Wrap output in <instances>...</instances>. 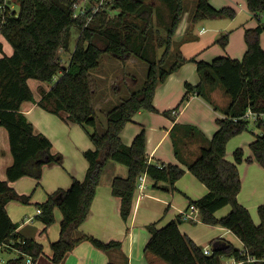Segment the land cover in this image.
I'll return each mask as SVG.
<instances>
[{
  "label": "trees",
  "instance_id": "1",
  "mask_svg": "<svg viewBox=\"0 0 264 264\" xmlns=\"http://www.w3.org/2000/svg\"><path fill=\"white\" fill-rule=\"evenodd\" d=\"M80 1L15 0L19 10L11 8L10 1L6 7L0 8V34L13 47L11 55L5 54L0 42V52L3 53L0 58V126L8 131L14 158L7 168L6 179L0 178V251L18 253L7 264H26L29 257L32 264H36L44 255L43 245L24 237L18 230L19 223L14 222L8 213V202L29 204L32 199V195L19 193L11 182L23 176L39 180L45 165L62 164L64 159L61 153L52 152V140L45 134L36 133L33 124L21 111L24 101H35L28 80L52 82L60 72V78L49 90L41 89L38 105L70 123L93 130L89 135L95 148L84 151L89 164L84 179L73 177L69 187L58 188L48 194L46 201L36 203L37 209L41 210L36 217L45 224V229L55 222V209L62 212L59 238L51 242V264H62L67 254L83 241H89L106 252L108 264H118L120 260L122 264H128L120 240L105 242L78 229L90 214L104 167L110 160L128 168L126 176L117 175L111 182L112 194L120 198V214L124 221H128L132 214L142 175L146 174L153 181V188L178 191L175 183L185 170L179 164L155 165L149 162L146 129H141L131 145L123 142L121 134L139 111H158L153 103L158 86L187 62L196 63L201 81L196 85L186 82L180 103L164 114L176 115L194 94L211 102V93L220 83L230 96V102L224 108L225 117L217 119L219 128L200 148L197 158L186 163L208 188L201 198H189L188 207L195 205L204 223L230 229L244 247L236 248L231 242L218 246L214 239L211 254H205L206 247L181 231L179 226L186 220L185 214L181 213L162 227H158L157 222L146 225L150 236L144 251L151 263L158 259L165 264H224L222 257H227L244 261L243 264H262L264 202L258 206L260 221L255 223L249 209L238 199L242 188L238 164L245 159L244 149L236 148L234 161H229L226 147L233 136L249 128L247 121L235 120L236 117H241L248 108L264 111V48L260 41L264 24L245 30L247 48L242 59L224 55L206 61L197 56L187 58L183 54L181 45L191 40L190 33L180 41L175 40L185 12L184 0H108L105 8L96 12L90 8L76 15L75 6ZM244 1L253 17L260 21L264 14V0ZM2 2L0 0V4ZM112 11H116L114 15H111ZM236 15L235 8H216L210 0H198L192 23L205 19H233ZM163 22L169 23L164 25ZM74 26L80 29V34L69 63L64 64L62 53L70 52ZM228 42L229 33L215 40L223 48ZM104 53L122 59L135 56L149 64V68L143 87L108 110L105 130L99 133L90 71L99 66ZM256 126L260 133H254L255 139L250 143L252 155L245 160L257 161L264 167V121ZM183 128L188 137L197 134L194 127L178 123L173 126L172 133ZM174 144L179 155L175 137ZM226 205H231V210L218 218L216 212ZM248 256L257 260L247 261Z\"/></svg>",
  "mask_w": 264,
  "mask_h": 264
},
{
  "label": "crops",
  "instance_id": "2",
  "mask_svg": "<svg viewBox=\"0 0 264 264\" xmlns=\"http://www.w3.org/2000/svg\"><path fill=\"white\" fill-rule=\"evenodd\" d=\"M243 1L244 0H236V3L242 6ZM236 11H237V15H236L237 17L239 11L238 9H236ZM250 14L252 15L251 12ZM206 20L208 19L202 21L205 22ZM202 21L198 22L197 25H199ZM197 25H195L193 29L194 32L190 33L191 40L185 41L181 45V50L187 58H190L192 56H198V59H203L206 61H211L215 57L224 56V55L237 59L243 58L246 51V47H244L243 44L240 46L241 47L240 52H237L234 55L233 53H228V50L230 51L231 42H228L229 44H227V46L225 47L226 49L221 50L218 48L219 44L215 43L216 39H212V41H209L206 45L200 47V49H198L195 53H190L189 55H187L186 50L192 48L190 45L195 42H200L199 39L201 35H205L207 33V27L205 26H202L196 32ZM255 26L256 24L253 25V27ZM177 35L178 32L175 35V40L180 41L187 34L181 36L180 38H178V40L176 39ZM260 41L262 47L264 48L263 33L261 34ZM0 42L3 45V52L5 54L11 55L13 53V47L7 46V44L10 45V43L1 34H0ZM224 52H226V54ZM2 56L3 53L0 52V58ZM186 71H189V74L185 75ZM195 72L197 73L196 63L187 62L184 65H182L179 71L172 73L164 83L158 86L156 90L153 103L158 111H149V110L139 111L133 117V120L126 124L121 134L123 142L127 145H131L134 137L141 131L142 128H145L147 135L146 152L149 162L155 165L168 164V163L179 164L185 170L184 173L185 176L191 173L186 163H189L193 161L195 158H197L200 148L203 145H206L208 141L212 138L213 134L219 128V126H217L215 122L213 123V119L216 116H217L216 120L218 118L225 117L224 108H226L230 102L229 99V101L226 104L218 105L215 102L216 101L215 96L218 90L217 89L213 93H211L212 95L211 102L206 100L201 95L194 94L186 103L182 105V107L179 108V111L178 113H176V115L172 114L171 116H168L164 114L163 113L164 111L172 110L180 103V100L186 91V87H185L186 82H189L193 85L200 83L199 75L197 74V76H194ZM32 80L34 79L30 78L28 80L31 89H32V85H31ZM51 83L52 82H49L50 85H48L47 87H45L44 84L40 83L38 85L39 87L38 96L35 95L32 89L36 102L24 101L21 105V111L27 116L28 120L33 124L36 133L45 134L52 140L53 153H61V152H55L56 151L55 142L57 139L54 137V134L55 133L63 134L64 131V128L62 126L63 124L60 123L65 122L70 127H73L76 124L70 123L55 114V116H57L60 119L59 121H62V122H58L55 118H53V116H51L53 115L51 112L45 110L44 108L38 105L37 102L41 99V92H40L41 89L49 90L51 86L54 84ZM176 84L182 85V89H180L179 93L177 92L175 93L174 91V86ZM193 103H195V105L197 103H200L204 107L205 109L204 113L201 114L202 118L194 117V112L192 114H186V111L189 109V107H191ZM185 115L189 116L190 119H187L186 117L183 118ZM175 123L181 124L184 127L192 126L196 129V133L198 135V137L196 138L199 141L195 147H193L192 142L196 138H194L192 141L189 140L187 132L185 131L184 128L178 130L177 132L175 131V133L174 132L172 133L173 131L172 129ZM2 127L3 126H0V129H2ZM5 131L6 132L4 135L3 130H0V133L2 135V137L0 135V143H1L0 144V178L1 179H6L7 168L10 165H12L14 161L10 149L9 134L6 128ZM174 137L176 138L178 144L179 155L176 154ZM179 139H181V141H179ZM254 139L252 141H254ZM250 143H249V147H250ZM241 147L244 149L243 146ZM244 153H245V149H244ZM251 155H252V150L245 153L244 158L246 159L248 156ZM226 158L229 161H234V158H232L230 153L226 154ZM64 159L63 162L66 160ZM245 159L244 161L238 164V169L242 180V188L239 193L238 199L244 206L248 204L247 202L249 200L251 201V199H247L246 190H245L246 187L249 186L251 182L253 184L250 190V194L252 195V202L253 205L256 204V206L257 205L259 206L261 203H263L262 201L264 200L261 197L262 192H259V189H263L264 186V167L257 161L249 162ZM83 165L84 162L81 161V168H83ZM88 165H89L88 162H85V173H84V169H80L79 167L76 166L73 167L70 171L71 182L73 177L76 178L79 177V179L84 178L85 177L84 174L86 175ZM116 167L118 168L119 166ZM117 175L126 176L127 169L125 173L123 171H121L120 173H113L108 180H104V179L102 180V183H100V185L97 187L96 195L92 202L90 214L88 218L80 225L78 229L79 232L92 234L96 238L103 241H109L112 239L123 240L122 251L128 257V264H144L143 260L146 261V257L148 259V261L146 262H148L149 264H165L164 262L161 263L162 261L158 259L157 260L153 259L152 260L153 263H151L149 261L148 256L143 254L144 246L150 234L149 231L146 229V225L152 222H157V226L162 227V224H164L163 220L167 216H170L168 217L169 219H167L166 221L168 223L172 219H175L176 216L181 213L185 214L186 216L185 221H189V219H192L194 220L193 223H197V222L199 223V218H201L199 210L197 212H194V216L196 218H192L190 216L192 205L188 207L189 198L195 200L201 198L208 192L207 186L204 183H202L200 180L199 181L202 184L201 186H198L195 183L191 182L190 180H182L183 178L181 177V179H179L176 182V187L178 191L171 192L163 189L151 188L153 181L146 174H144L141 176V182H140V184L143 183V186L142 187L138 186L135 192L134 208L132 214L130 215L128 221H124L120 214V198L114 196L112 194V189H111L112 178ZM194 177L198 179L195 175ZM22 178H20L15 182H11V185L16 189L17 184L19 183V181H21ZM62 182H65V180H61L59 178L56 179V182L54 183L55 188L60 186ZM58 188H64V187H58ZM247 193L249 194V192ZM48 194L49 193H47V195ZM178 196L182 197V200L178 198ZM168 201L169 204L165 209V215H163L162 208L160 207L165 205ZM11 202L12 201L8 203L7 210L10 217L14 221L11 210H15V206L9 207V204ZM221 209L216 212L217 217L219 216L218 212L221 211ZM59 211H60L59 209L55 210L58 220L62 218L60 216ZM31 221H33L32 216L27 218L23 223L19 224L18 230L24 237L33 238V236L27 235L24 232L25 225H27ZM182 223L179 226L181 231L189 235L197 244H200L204 247L211 248V245L209 246L208 244L211 243V241L214 239L217 240L216 245L218 246H225L228 242H231L230 237H228V235L233 232L228 228L222 227L220 225H208L205 223V225L209 227L208 233H210L211 235L207 240H203L201 234H199L195 230L196 226L187 227V226H183L184 224ZM59 234L57 236H59ZM120 234L122 237H120ZM55 238H59V237H55ZM243 247L244 244L242 243V247L239 249H243ZM44 255H45L44 257H47L45 258L46 263L47 264L51 263L50 257L52 255V252L50 255L47 253H45ZM84 261H89L90 264H108L109 256L106 252L92 246L89 241H83L78 245H76V247L67 254V258L64 260L62 264H82V262ZM232 261H233L232 258H227V260H222L224 264H228ZM118 264H122L121 260L118 261Z\"/></svg>",
  "mask_w": 264,
  "mask_h": 264
},
{
  "label": "rangeland",
  "instance_id": "3",
  "mask_svg": "<svg viewBox=\"0 0 264 264\" xmlns=\"http://www.w3.org/2000/svg\"><path fill=\"white\" fill-rule=\"evenodd\" d=\"M14 1L15 0H8L10 7L16 10H19V6ZM146 1H149V0H146ZM210 1L212 5H214L216 8L232 7V8L238 9L239 11L238 16L233 19H229V18L208 19L205 22L202 21L199 25H197V23L193 25L192 19L197 9L198 0H184L185 12L182 17L179 28L177 30L178 35L176 36V39L178 40V38H180L181 36L194 32L193 29L195 25H197L196 32L202 26L207 27V33L205 35H201L199 39L200 42L192 43L190 45L192 48L186 50L187 55H189L190 53H195L198 49H200V47H203L209 41H212V39H216L225 33H229V42H231L230 51L228 50V53H233L235 55L237 52H240L241 50L240 46L242 44L244 47L247 48L245 37H244L245 30L248 27H253V25L255 24L256 26L259 24H264V14L260 16L261 20L258 21L256 18L253 17V15L250 14L249 10L247 9L245 5L246 3L244 1L242 2L243 3L242 6L238 5V3H236V0H210ZM106 4L107 2L105 1L102 5H100V0H81L75 6V14L76 15L83 14L90 8L94 9L95 7H98V6H100V9H102L106 7ZM115 12L112 11L111 15H114ZM168 23L163 22L164 25H168ZM79 34H80V29L77 26H74L72 28V37L70 41V52L62 53V61L64 64L69 63L71 52H73L75 49ZM263 37H264V33H263ZM7 46L12 47L9 44H7ZM218 48L221 50L226 49V48H223V46L220 44L218 45ZM224 53L226 54V52ZM171 64H173V61L170 63V65ZM148 68H149V64H147L143 60L138 59L135 56H129V57H125L124 59H122V58H118L114 56L112 53H104L102 55V57L99 60V66L90 71L92 87L95 93L94 105H95L96 118H97L96 130L99 133L105 130L106 113L108 112V110L114 107L115 105L119 104L123 99L128 98L132 92L137 91L143 87L147 74H148ZM186 74H189V71H186L185 75ZM197 74L199 75L198 71L197 73L196 72L194 73V76H197ZM60 76H61V73L59 72L52 80V83H55L60 78ZM200 81H201V77H200ZM40 83L44 84L45 87L50 85L49 82H43L37 79L32 80L31 85H32V89L36 96L39 95L38 85ZM180 89H182V85L176 84L174 86L175 93L176 92L179 93ZM217 89L218 90L215 96V99H216L215 102L218 105L226 104L229 101L230 96L225 92L221 83L219 84ZM204 110H205L204 107L200 103H197L196 105L195 103H193L191 107H189V109L186 111V114H192L194 112V117L202 118L201 114L204 113ZM51 116H53V118H55L58 122H62V121H59L60 119L57 116H55V114ZM185 117L187 119H190L189 116L187 115H185L183 118ZM216 117H214L213 123L215 122V124L218 126ZM60 124H63L62 126L64 128V131H63V134H59V133L54 134V137L57 139L55 142L56 143L55 152H61V154L65 156L66 160L64 159L65 161L62 164H56V165L54 164L53 166L45 165L42 178L39 180L31 176H23L21 181H19V183L17 184L16 190L21 194L32 195L31 202L29 204H21V203L12 201L9 204V207L15 206V210H11L14 222L21 224L27 218L32 216L33 221L25 225L24 232L27 235L33 236L32 239L42 244L44 247V254L47 253L49 255L52 252L51 242L56 241L58 239L55 237H59L57 235L59 234V231H60V222L62 218L58 220L56 212H55V222L52 225H50L47 229H45V224L35 216L37 215V208H38L36 203H43L44 201H46L47 196H48L47 193L54 192L55 190H57L58 187H64V188L69 187L71 183L70 171L73 167L76 166V167H79L80 169H84V173H85V162H88V161L84 155V151L90 148H95L94 144L92 143L90 139V135H89V133L93 131L91 128L89 127L86 128L80 124H76L73 127H70L65 122L60 123ZM0 130H3L4 135H5V132H6L5 128L2 127V129ZM254 133L255 134L260 133V129L255 124L250 123L249 128L247 130L243 131L240 134L233 136L228 141L227 147H226L227 153L228 154L230 153L232 158H234L233 156L234 150L241 146L244 147L245 153L249 152L251 150V148L249 147V143L254 139L255 137ZM196 137H198L197 134L191 135L189 137V140L192 141ZM179 141H181V139H179ZM198 141L199 140L196 138L192 142L193 147L197 145ZM81 161L84 162L83 168H81ZM116 166H119V167L117 168ZM126 169L128 173V168L125 165L112 161V160L108 161L104 167L100 183H102L103 179L108 180L113 173H120L121 171L125 173ZM191 173H189L186 176L183 175L182 180H190L196 185L201 186L202 183L199 181V179H196L194 177V174L192 173L193 174L192 175ZM58 178L61 180H65V182H62L60 186L55 188L54 183L56 182V179ZM77 179H79V177ZM83 179L84 178H80L79 180H83ZM179 179H181V177ZM252 185L253 184L250 182V185L247 186L245 189L247 199H251V201L249 200L247 202L248 204L246 206L250 209V213L251 215H253L252 217H254L255 222L259 223L258 205L257 206L256 204L253 205L252 195L250 194ZM175 186H176V183H175ZM247 192H249L250 195ZM259 192H262L261 197L264 199V186H263V189H259ZM178 198L182 200V197L178 196ZM262 202H264V200ZM168 204H169V201L165 205L160 207L162 208L163 215H165V209L167 208ZM230 209H231V205H227L224 208H222L221 211L218 212L219 214L218 218H221L224 215H226L230 211ZM59 212H60V216L62 217L61 210ZM168 217L170 216H167L163 220L164 224L167 223L166 221L167 219H169ZM164 224H162V226ZM182 224H184L183 226H187V227L196 226L195 230L199 234H201L203 240H207L211 235L210 233H208L209 227L205 225V223L201 220V218H199V223L198 222L193 223L191 221H183ZM120 237H122L121 234H120ZM228 237H230V241L235 245L236 248L242 247L243 242L240 240V238L235 233H230ZM115 240H120L123 245V240L121 239H115ZM90 244L94 246L91 242ZM208 245L210 246L211 243H209ZM143 254L146 255L145 251H143ZM17 255L18 253L15 251H7V250L0 251V264H7L8 260L17 257ZM44 256L45 255H43L39 259L40 262L38 261L37 264H47L45 261V258L47 257H44ZM66 258L67 256L65 257V259ZM222 259L227 260V257H222ZM146 261H148L147 257H146ZM146 261L143 260V263L147 264L148 262ZM82 264H90V263L89 261H84L82 262Z\"/></svg>",
  "mask_w": 264,
  "mask_h": 264
},
{
  "label": "built area",
  "instance_id": "4",
  "mask_svg": "<svg viewBox=\"0 0 264 264\" xmlns=\"http://www.w3.org/2000/svg\"><path fill=\"white\" fill-rule=\"evenodd\" d=\"M105 1L108 2V0H100V5H102ZM7 4H8V0H3V2L0 4V8L6 7ZM99 9H100V6L95 7L93 9V12H96ZM174 113H176V112L174 111ZM237 119H242V120L247 121L249 124L253 123L256 125L258 122L264 121V111L253 110L251 108H248V110L241 117L235 118V120H237ZM142 186H143V183L139 184V187H142ZM191 208H192V210H191L190 216L192 218H196L194 216V212H197L198 209L195 205H192ZM37 213H41V210L37 209ZM204 252H205V254H211V248L206 247L204 249ZM232 259H233V261L228 263V264H243L244 263V261H237L234 258H232ZM255 260H257V259H255L254 257L248 256V258H247V261H255ZM260 261L263 262L262 264H264V258L260 259ZM26 264H32V260L30 257L28 258Z\"/></svg>",
  "mask_w": 264,
  "mask_h": 264
},
{
  "label": "water",
  "instance_id": "5",
  "mask_svg": "<svg viewBox=\"0 0 264 264\" xmlns=\"http://www.w3.org/2000/svg\"><path fill=\"white\" fill-rule=\"evenodd\" d=\"M216 245V244H215Z\"/></svg>",
  "mask_w": 264,
  "mask_h": 264
}]
</instances>
